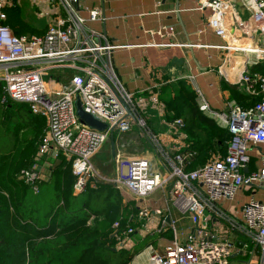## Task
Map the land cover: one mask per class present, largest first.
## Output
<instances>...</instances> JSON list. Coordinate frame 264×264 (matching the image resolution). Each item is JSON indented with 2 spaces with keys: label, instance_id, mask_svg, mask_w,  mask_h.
I'll list each match as a JSON object with an SVG mask.
<instances>
[{
  "label": "built area",
  "instance_id": "obj_1",
  "mask_svg": "<svg viewBox=\"0 0 264 264\" xmlns=\"http://www.w3.org/2000/svg\"><path fill=\"white\" fill-rule=\"evenodd\" d=\"M19 1L0 0L1 101L10 98L28 102L33 112L44 115L46 126L33 164L21 169L18 177L36 188L35 180L43 177L39 168L41 158L61 155L71 162L74 192L83 190L93 178L111 181L142 199L171 182L167 193L180 211L188 213L192 227L179 236L168 207H138L136 218L142 222L157 219L152 231L170 229L172 233L163 249L152 243L145 246L143 264H235L233 260L264 264V201L251 193V189L264 188V73L248 68V63L264 59V37L261 45L238 46L247 55L239 83L245 91L261 93L255 103L244 107L235 98H228L224 108H214L194 88L199 108L231 134L223 154L213 153L202 165L187 170L185 164L192 155L188 149L164 154L167 165L163 169L153 167L146 156L123 157L116 152L115 174L106 177L97 171L92 156L108 138L110 130L126 131L134 124L144 126L141 105L147 102L135 100V92L121 82L111 57L115 43L108 40L103 29L92 24L106 19L104 5L84 7V14L80 0H34L38 15L49 14L51 18L46 21L43 32L18 35L6 23L5 7ZM227 1L235 0H198L200 5L215 9ZM242 1L251 11V25L264 31V0ZM55 68L69 70V81L62 86L59 76L54 74V78L48 76V81L55 80L58 86L46 87L43 74ZM76 94L85 111L107 122L105 129L99 130L80 120L76 113ZM126 105L134 118L127 113ZM170 123L184 136L181 118ZM142 130L158 144L155 133L149 128ZM251 146L258 147L259 164L244 170L250 160ZM160 150L163 154V149ZM243 188L250 190V194L237 208L235 196ZM112 226L116 246L132 245L135 226L127 225L120 231L117 221Z\"/></svg>",
  "mask_w": 264,
  "mask_h": 264
},
{
  "label": "trees",
  "instance_id": "obj_2",
  "mask_svg": "<svg viewBox=\"0 0 264 264\" xmlns=\"http://www.w3.org/2000/svg\"><path fill=\"white\" fill-rule=\"evenodd\" d=\"M6 23L15 34L41 33L22 15L18 3L5 7ZM251 71L264 73V59L248 63ZM230 95L241 106L261 98L235 84ZM167 121L181 118L184 145L180 151L192 155L185 169L202 165L213 153H224L230 132L201 110L195 89L183 78L163 80L154 87ZM0 80V264H132L131 259L148 243L155 244L162 232L153 231L130 245L116 246L113 222L119 231L136 226L134 200L123 201L120 189L111 181L89 179L74 192L71 162L57 155L47 178L35 180L36 188L18 177L31 167L45 132V117L31 110L29 103L10 98L1 101ZM223 151V152H222Z\"/></svg>",
  "mask_w": 264,
  "mask_h": 264
},
{
  "label": "crops",
  "instance_id": "obj_3",
  "mask_svg": "<svg viewBox=\"0 0 264 264\" xmlns=\"http://www.w3.org/2000/svg\"><path fill=\"white\" fill-rule=\"evenodd\" d=\"M240 1V5L236 1H227L226 5L215 9L209 5H200L198 0H80L83 8L104 5L106 19L92 24L103 29L108 40L115 43L111 50L114 69L125 87L147 102L141 114L147 119L148 127L155 133L158 142L156 145L150 134L137 128L135 124L129 130L120 131L126 137V146L121 147L124 151L118 150L122 139L116 144L114 134L112 148L111 138L108 136L106 140L111 144L110 153L102 154L99 151V155H102L100 161L112 156L114 161L108 175L101 173L102 175L114 176L115 151L126 157L131 156L130 153L135 150L149 158L153 167L163 169L167 165L163 155H173L183 146L182 135L178 133L177 127L164 119L163 106L154 91L163 76L167 79H185L193 88L201 91L212 107L219 109L224 108L228 98H233L230 95V85L242 88L239 75L246 65L247 55L238 46L246 43L261 45L264 31L259 26L251 25V11ZM81 12L85 14V8ZM228 45L237 47L228 48ZM143 141L149 145V150H146ZM160 148L163 149V154ZM249 153L247 169H254L259 164L258 147L251 146ZM91 159L96 167L93 156ZM51 162L54 165L57 156L45 155L40 160L39 168L45 178L52 166ZM166 186L142 199L133 197L125 187L119 189L125 203L130 199H137L134 201L137 208H169L168 200L173 199L167 189L171 184ZM242 191L250 192L246 188L240 189L235 198L242 200H235L237 205L244 199L240 197ZM251 193L264 201V188L251 189ZM226 204L229 205L230 201H226ZM169 213L175 221L179 236L185 235L192 227L188 213L173 216L170 209ZM156 221L154 219L136 225L131 234L132 242L152 233ZM171 236L170 229L159 234L155 247L163 249L168 244L165 239L169 240ZM145 261V247L131 259L132 264H143Z\"/></svg>",
  "mask_w": 264,
  "mask_h": 264
},
{
  "label": "rangeland",
  "instance_id": "obj_4",
  "mask_svg": "<svg viewBox=\"0 0 264 264\" xmlns=\"http://www.w3.org/2000/svg\"><path fill=\"white\" fill-rule=\"evenodd\" d=\"M19 6L21 7V11H22V15L26 18V20L28 22H30L31 24L33 25H39V26H44V24L46 23L47 20H50L51 16L49 14H46V15H38V13L36 12V8H35V4H34V0H20L19 1ZM45 5H48L47 3ZM54 74H57V75H60V78H59V84H61L63 86V84H66L68 83L69 81V77L71 76V73H69V70L67 69H61V68H55V69H50L48 71H46V73L43 74V77H45V81L47 82L46 84V87H51V88H55L57 87L58 83L54 80L53 82L52 81H48V76H52L54 78ZM134 99L135 100H138L141 96H138L136 93L134 95ZM142 109H144L147 104H142ZM145 119V125L142 126V125H137L135 124L134 126H136L137 128H146L148 130V128L150 129V127H148V122L146 121L147 119ZM148 128H147V127ZM112 133H113V137H114V134H115V142L116 144L118 143V141L120 139L123 140L119 142V146H118V150L121 151L124 149H122L121 147L125 148L126 144H125V134L124 133H121L120 131H118L117 129H114L112 130ZM121 133V134H120ZM144 134V133H143ZM144 142V141H143ZM146 148V150H149V145H146L145 142L143 143ZM124 145V146H123ZM143 146V145H142ZM102 148V149H101ZM94 155H93V160H94V163L96 165V169L99 173H104V174H107L108 175V170L111 169V164L113 163L114 159H113V156L112 157H108L107 159H105L104 161H100L102 155H99V151L100 153H110V149H111V144H110V141L109 140H106V142L104 143L103 147H101ZM116 150V149H115ZM103 151V152H102ZM116 153V151H115ZM132 155H142L141 153L138 154V152H136L135 150L132 151V153H130ZM144 156V155H143ZM92 160V159H91ZM51 164L53 165V162H51ZM124 168V166H123ZM171 184L168 183L166 187H168L169 185ZM250 194V192L248 191H242L241 192V195L240 197L241 198H244L243 201H245L246 197H248ZM137 199L134 198V201H136ZM236 201L239 202V200H242V199H236ZM241 201L239 203V205L236 204L237 208L240 207L241 203L243 202ZM168 205H169V209H170V212L173 214V216H177V215H185L186 212H181L174 204H173V201L171 199L168 200ZM186 220H184L185 222ZM166 241V242H165ZM165 243H168V239H165ZM233 262L235 264H243V262H235V260H233Z\"/></svg>",
  "mask_w": 264,
  "mask_h": 264
},
{
  "label": "water",
  "instance_id": "obj_5",
  "mask_svg": "<svg viewBox=\"0 0 264 264\" xmlns=\"http://www.w3.org/2000/svg\"><path fill=\"white\" fill-rule=\"evenodd\" d=\"M235 1L237 4H239V5L241 4L240 0H235ZM75 106H76V113L79 116L81 121L87 123L91 127L97 128L99 130H103L107 127V122L102 121L101 119L94 116L90 112L84 110L79 94L75 95ZM126 109H127V113L130 114L134 118V115H133L131 109L127 105H126ZM109 137L111 138L112 148H114L112 130H110V132H109ZM244 170H247V168H245ZM167 219H168V217H167Z\"/></svg>",
  "mask_w": 264,
  "mask_h": 264
}]
</instances>
